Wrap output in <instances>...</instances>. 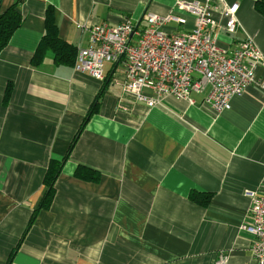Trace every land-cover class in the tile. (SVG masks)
<instances>
[{
  "label": "crops",
  "instance_id": "1",
  "mask_svg": "<svg viewBox=\"0 0 264 264\" xmlns=\"http://www.w3.org/2000/svg\"><path fill=\"white\" fill-rule=\"evenodd\" d=\"M176 1L24 0L23 25L0 54V264H219L222 257L259 264L243 227L252 205L246 193L264 194L263 91L248 87L221 114L201 106L206 94H193L194 104L167 97L148 108L123 97V66H108L104 86L50 52L32 63L49 6L59 37L78 50L95 25L144 24L148 13L187 18L166 32L191 30L194 18ZM227 1L239 4L240 28L231 36L221 29L219 6V47L231 52L252 38L264 57L256 0ZM75 140L51 207L31 223L50 162L63 160ZM79 167L90 172L77 176Z\"/></svg>",
  "mask_w": 264,
  "mask_h": 264
},
{
  "label": "built area",
  "instance_id": "2",
  "mask_svg": "<svg viewBox=\"0 0 264 264\" xmlns=\"http://www.w3.org/2000/svg\"><path fill=\"white\" fill-rule=\"evenodd\" d=\"M219 6L225 19L221 29L235 35L240 28L238 3L177 0L176 9L195 20L191 30H164L169 24H187V18L175 12L167 16L148 13L144 25L128 18L117 25L98 24L90 30L88 46L78 49L74 69L104 81L109 65L123 66V97L148 108L161 105L167 97L194 104L193 94H206L201 106L218 114L228 111L232 99L248 87L264 92V75H259L264 57L252 38L240 41L231 52L219 47L214 33ZM246 196L252 205L243 230L253 237L252 257L264 264V194L248 191ZM223 263L224 257L219 264Z\"/></svg>",
  "mask_w": 264,
  "mask_h": 264
},
{
  "label": "trees",
  "instance_id": "3",
  "mask_svg": "<svg viewBox=\"0 0 264 264\" xmlns=\"http://www.w3.org/2000/svg\"><path fill=\"white\" fill-rule=\"evenodd\" d=\"M23 3L24 0H16L11 6H9L6 9H3L2 6H0V54L5 51L14 34L23 25L24 17L21 14V10H20V7ZM254 7L255 10L264 17V0H256ZM172 32H177V31H172ZM48 52L52 53L55 56V60L57 63L66 66L75 67L78 50L77 48H75L74 46H72L71 44L67 43L66 41H64L59 37L58 28L55 24V11L52 8V6H49L47 9L45 33L37 47L35 56L32 60L33 65L37 66ZM108 80H110V76L107 74L104 80L105 82L104 86L109 85L110 81ZM12 90H13L12 84H9L5 92V97H4L5 104L9 102L11 98ZM103 90L104 87L102 91ZM101 94L102 92L99 94V96ZM96 112H97V106L93 105V107L89 112L88 117L92 116ZM76 140L73 142V144H71L70 149L63 160L60 161L52 160L50 162L44 179V184L47 187V190L44 193V197L40 206L33 213V216L31 218V223L33 222L34 218L41 209H48L51 207L56 193L55 184L58 180V177L61 173V170L67 158L69 157L76 143ZM86 172L88 173L90 172V170L79 167L78 170L76 171V175L82 177ZM192 196L194 201H197L196 198L198 197V194H193ZM206 196L207 198L205 203L207 204L211 199V195H206ZM200 203L202 202L200 201ZM28 227L29 228L31 227L30 223ZM11 259L9 260L8 264L11 262Z\"/></svg>",
  "mask_w": 264,
  "mask_h": 264
}]
</instances>
